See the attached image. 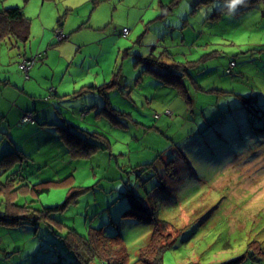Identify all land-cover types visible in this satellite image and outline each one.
I'll list each match as a JSON object with an SVG mask.
<instances>
[{"label":"rangeland","instance_id":"obj_1","mask_svg":"<svg viewBox=\"0 0 264 264\" xmlns=\"http://www.w3.org/2000/svg\"><path fill=\"white\" fill-rule=\"evenodd\" d=\"M196 1L0 0V7L21 6L33 24L26 40L0 38L1 71L20 83L42 78L47 91L61 80L75 89L111 81L107 106L114 112L100 110L104 96L95 88L79 94L84 98L69 93L57 101L83 131L55 129L42 117L28 121L33 131L26 124L19 139L32 158L24 159L22 176L61 182L33 203H64L51 213L64 225L0 223V264L74 263L61 234L68 226L86 235L91 226L104 225L105 233L120 231L127 262L136 264L154 221L122 215L128 188L167 221L172 241L163 264H264V0L214 17L224 0ZM58 21L67 35L61 40L54 31ZM37 50L36 68L25 78L19 59ZM148 52L186 64V92L165 100L167 87L155 86L160 80L144 71L137 55ZM230 58L236 65L227 72ZM42 86H32L26 100L34 93L31 102L38 100ZM50 96L57 97L44 96V102ZM84 99L91 114L77 111ZM168 105L170 114L163 112ZM6 138L0 128V149ZM8 172L0 169V183Z\"/></svg>","mask_w":264,"mask_h":264},{"label":"trees","instance_id":"obj_2","mask_svg":"<svg viewBox=\"0 0 264 264\" xmlns=\"http://www.w3.org/2000/svg\"><path fill=\"white\" fill-rule=\"evenodd\" d=\"M200 1L207 2L209 0ZM224 1L225 5L220 10L214 11V13L211 15L212 17L219 16L221 12L223 13L225 11H232L234 9H236V11H242L244 9L252 8L256 5L255 2L257 0H245L244 4L237 5L234 9H230L229 7L230 0ZM58 24L59 25H57L55 33L57 32V30L61 31V29L59 28L61 26V23L59 21ZM30 26L31 18L24 14L20 6L10 5L4 6L2 9H0V38L7 37L8 39H10L12 37L14 39L13 41L15 42L20 39L26 40L30 34ZM64 37H67V35L65 36L64 34V36L57 38L61 40ZM39 55L40 53H36L34 55L35 60L33 64L35 63ZM137 55L139 56V59H141L144 63V71H147L155 75V77H158L160 80L158 82H160L162 85L174 88L176 90V96H180L181 92H186V84L182 80L181 76L185 73L190 74V70L186 67L185 63L181 61H176L174 57H171V61L168 62H165L163 60L161 61L159 58L155 57L154 54L151 53L146 56H141L140 54ZM30 57H23L22 59ZM230 60H234L235 66L236 60L234 58H230L229 61ZM20 62L21 61H19V63ZM189 63H191L188 64L189 67L190 65L196 64L195 62ZM228 64L226 66V71ZM179 70L185 71L179 72ZM111 84L112 82L110 81L101 83L99 85H83L81 86V88L75 90L72 94L79 95L83 91L96 88L95 90H97L104 96V105L101 106L100 110H107V112L111 114L114 113L112 110L113 108H108L107 106L108 88L111 86ZM169 111H171V109L166 107L164 108L163 112L170 114ZM27 113H30V118L23 120V117ZM84 113L85 111H82V114ZM34 120L36 119L34 117L33 110L31 109L24 110L19 117V121L21 123H25L28 121L34 123ZM57 121L58 122L47 123L50 125H54L55 128L60 127L61 129L66 128L68 130H74V132L72 131V134H75V130H85L78 129L81 127L76 125L74 122H67L66 125H64L61 120ZM86 132L89 135L93 136L95 133H98L97 131L88 130H86ZM6 133L8 132L6 131ZM98 135V137L101 136L102 138H105V140H108L106 135H103L100 132L98 133ZM86 142L93 146H100L95 142L89 141L87 138ZM1 157H3V160L0 159V169H3V171L5 172H9L5 176V179L0 183V202L3 204L2 205L0 203V223L14 225L29 222L37 225L38 221L43 220L54 221L59 226L64 225L61 220H58L51 215L53 209L63 206L64 203L62 205H43L41 207H36L33 203L35 201L33 198L39 196L41 192L49 191L51 186L60 184L61 182H55L52 179L28 182L27 178L22 176V166L25 158L31 160L32 157L31 154L25 152L22 147L12 149L9 152H6ZM7 158L8 163H5L4 160ZM147 164L150 163L146 162L140 165L143 169V166ZM27 171L29 172V174L32 172L29 170ZM27 195H30V197L27 198ZM127 196L129 205L122 211L123 216H133L143 220L154 221V228L150 235L149 242L139 249V258L136 264H163V253L172 241V232L167 231L166 229V227L168 226L167 221L156 218L153 212L148 211L147 208L149 207L143 202L142 198L138 197L130 188H128ZM18 197H21V201L17 200ZM104 228L102 226H91V229H89L88 234L83 235L79 233L74 227L68 226L65 233L61 234V236L64 240V243L75 253L77 261L74 263H67L62 259L59 264H93L94 260L101 261V264H129L127 262L128 253L126 250V245L124 243V238L120 231L113 232L112 234L105 233Z\"/></svg>","mask_w":264,"mask_h":264},{"label":"crops","instance_id":"obj_3","mask_svg":"<svg viewBox=\"0 0 264 264\" xmlns=\"http://www.w3.org/2000/svg\"><path fill=\"white\" fill-rule=\"evenodd\" d=\"M171 2L169 4H172ZM201 2H203V1H196V5H198ZM169 4L167 5L168 8L170 6ZM161 5L164 6V4H161ZM8 6H10V5H8ZM3 7H0V9H2ZM171 9H172V7L170 8V10ZM163 12L161 14H158V16L163 15L164 14ZM32 26H33V24L31 22V26L30 27L32 28ZM60 28H61V31H62L61 33L64 36L65 29L63 28V26H61ZM55 29H56V27L54 28V31H56ZM55 34L58 37V35H59L58 32H56ZM49 35H50V33H49ZM17 47H18V45H17ZM38 49L41 51L42 48L39 47ZM39 50H37L38 51L37 53H41ZM150 53L151 52H148L145 55H142V54H140V55L141 56H146V55H148ZM46 54H48V51H46ZM171 55H173V54H171ZM167 56H166L167 60L170 61L171 59H169ZM25 57H27V56H25ZM21 60H22V57H20L19 61H21ZM18 67H19V65H18ZM35 68H36V66H35V63H34L29 68L28 73H29L30 70L33 71ZM19 69L21 70L20 67H19ZM37 69H39V68H37ZM28 76L25 75L24 77L27 78ZM153 77H155V76H153ZM155 78L159 79L158 77H155ZM41 79L42 78H40V79L29 78V79H24L22 81V83H20L21 81L15 79L13 77V74L9 70H3V71L0 70V128L3 131H7L8 132V133H6V135H8V138H6V140L4 141L5 142V146L2 149H0V157L4 154L5 151L9 152L12 149L21 148L22 147L19 138H22L23 133H24L23 130H25L26 124H28V126L30 127V130L32 129V125L29 124L28 122H25V123L22 124L19 121V117L23 113L24 110H29V109L34 110L33 114H34L35 119L36 118L39 119L40 117H42L43 121L46 122V123L50 122V120H51L52 123L58 122L57 120H60L61 116L63 117V119H65V121L69 122L66 119V117L64 116L65 113H63V111H64L63 110V106L62 107L58 106L59 104L57 103V101H61V103H62L63 99H61V96H67V95H69V93H73L75 90L81 88V86L86 85V83H82V84H80L79 88L75 89L74 87L70 88L69 85H68L69 83H68V84H66L65 87H62V83L63 82L61 80L60 82H54L56 85L51 84L50 86H48V88H47L48 91H47L45 89V86H47L48 82L46 80L42 81ZM39 81H40L41 84H43V86L38 89L39 90V93H38L39 95L37 96L38 100H34L33 103L31 102L32 99H34V97H35L34 96L35 93H34L33 96L30 97L31 101H27L25 93L26 92L33 93L31 88H32V86H35L37 84V82H39ZM51 81L53 82V80H51ZM8 82L11 83L13 86H11ZM27 86L29 87V89H27ZM155 86L167 87V88H165L166 92H164V93H167V98L165 100L170 99L168 101V103L171 100H173L174 98H176V95H175L176 94V92H175L176 90L174 88H172L170 86L162 85L161 83H157ZM197 86H199V85H197ZM4 94H6L7 97ZM51 94H54L57 97L53 98V97L50 96L49 98H51L52 100L44 102L43 97L44 96H49ZM59 95H61V96H59ZM73 96L74 95H72V97ZM74 97H76V96H74ZM78 97L84 98V94L78 95L77 98ZM79 101L80 100H78V102ZM160 101H161V104H162L163 98ZM168 103H166V104H168ZM85 104H86V100L85 99L81 103L78 104L80 106L77 109L78 113L80 111L81 112L82 111H86V108L84 107ZM166 104H164V105H166ZM92 106L93 105H91L90 107H92ZM166 107L169 108L170 106L169 105L168 106H164L163 109L166 108ZM87 113L91 114V111L88 110ZM58 114H60V117H59ZM49 116H51L50 117L51 119H49ZM19 128H22V129L21 130H16V129H19ZM41 129H45V127L41 128ZM51 129H53V127H51ZM31 131H33V129ZM56 135H57V133H56Z\"/></svg>","mask_w":264,"mask_h":264},{"label":"built area","instance_id":"obj_4","mask_svg":"<svg viewBox=\"0 0 264 264\" xmlns=\"http://www.w3.org/2000/svg\"><path fill=\"white\" fill-rule=\"evenodd\" d=\"M57 32L60 35V36L58 35V37L63 36L60 30H57ZM123 32L126 33L127 29L124 28ZM34 60H35V56L30 57V58H24L19 63V67L25 73L26 76H27L28 69L33 64ZM234 64H235L234 60H230L229 64H228V67H227V71H231V69L234 66ZM28 118H30V113L25 114V116L23 117V120L28 119Z\"/></svg>","mask_w":264,"mask_h":264},{"label":"clouds","instance_id":"obj_5","mask_svg":"<svg viewBox=\"0 0 264 264\" xmlns=\"http://www.w3.org/2000/svg\"><path fill=\"white\" fill-rule=\"evenodd\" d=\"M245 3V0H230L229 7L234 9L237 5H242Z\"/></svg>","mask_w":264,"mask_h":264}]
</instances>
